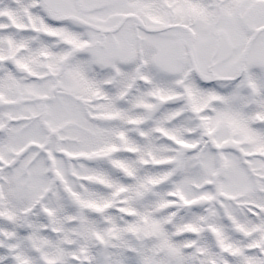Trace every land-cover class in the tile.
I'll list each match as a JSON object with an SVG mask.
<instances>
[{
  "label": "snow or ice",
  "instance_id": "snow-or-ice-1",
  "mask_svg": "<svg viewBox=\"0 0 264 264\" xmlns=\"http://www.w3.org/2000/svg\"><path fill=\"white\" fill-rule=\"evenodd\" d=\"M0 264H264V0H0Z\"/></svg>",
  "mask_w": 264,
  "mask_h": 264
}]
</instances>
